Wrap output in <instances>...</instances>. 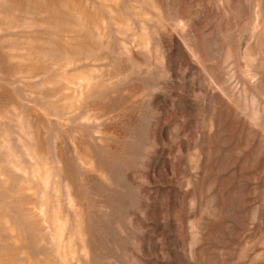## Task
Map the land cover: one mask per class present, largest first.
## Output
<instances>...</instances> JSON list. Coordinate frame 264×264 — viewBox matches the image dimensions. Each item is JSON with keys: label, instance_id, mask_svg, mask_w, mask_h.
Returning <instances> with one entry per match:
<instances>
[{"label": "rangeland", "instance_id": "rangeland-1", "mask_svg": "<svg viewBox=\"0 0 264 264\" xmlns=\"http://www.w3.org/2000/svg\"><path fill=\"white\" fill-rule=\"evenodd\" d=\"M0 264H264V0H0Z\"/></svg>", "mask_w": 264, "mask_h": 264}]
</instances>
